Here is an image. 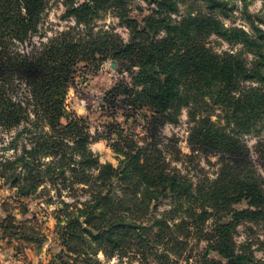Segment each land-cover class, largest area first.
I'll list each match as a JSON object with an SVG mask.
<instances>
[{"label":"trees","instance_id":"16d2710c","mask_svg":"<svg viewBox=\"0 0 264 264\" xmlns=\"http://www.w3.org/2000/svg\"><path fill=\"white\" fill-rule=\"evenodd\" d=\"M49 1L0 0V129L18 130L5 148L16 153L0 155V185L8 184L22 197H39L50 191L47 186L56 189L59 211L71 206L79 212L58 216L60 237L68 245L72 240L98 242L104 253L114 255L124 246L123 231L143 227L127 221L120 210L127 211L130 201L150 206L163 195L192 220L194 238L206 242L205 264H264L254 247L259 244L264 251V240L236 239L242 225L252 232L253 226L264 229V175L247 145L210 118L216 109L228 122H241L240 114L249 110L264 116V17H247L251 30L224 28L212 13L173 25L164 14L176 12L178 0H144L156 5L153 15L161 18L150 16L141 24L130 15L132 0H58L75 26L31 53L10 49L13 41L25 42L39 32ZM198 1L227 16L224 0ZM109 12L130 30L128 43L114 33L94 31L95 22ZM160 28L165 30L162 38L157 37ZM212 34L241 44V49L214 52L206 44ZM109 57L139 62L142 70L125 91L134 93V103L141 101L154 112L152 148L120 135L113 143L125 157L118 168L100 162L90 147L96 135L86 121L67 114L66 103L78 74L99 70ZM182 106L193 117L207 113L196 121L193 148L219 155L216 176L203 183L169 169L153 148V129L175 122ZM20 138L25 141L19 146ZM64 194L74 200L66 201ZM244 201L248 207H234ZM213 215L209 224L206 219ZM88 228L100 233L92 235ZM68 248L83 250L79 245Z\"/></svg>","mask_w":264,"mask_h":264},{"label":"rangeland","instance_id":"374dc122","mask_svg":"<svg viewBox=\"0 0 264 264\" xmlns=\"http://www.w3.org/2000/svg\"><path fill=\"white\" fill-rule=\"evenodd\" d=\"M224 1L227 3L224 10L227 16L220 11L209 10L198 0H178V10L165 13L164 17L173 25H182L191 16L212 13L224 28L236 27L245 30H251V22L247 17H264L263 0ZM129 7L130 15L141 24L149 20L147 18L150 16H153L151 20L161 18L159 15H153V9H157L156 5L148 4L144 0H132ZM64 13L65 6L61 1L50 0L39 32L25 42L13 41L10 49L31 53L41 42H47L59 32L75 26V21L65 18ZM94 31L100 34L114 33L124 43H128L131 36L130 30L120 23L113 12L98 19ZM164 35L165 30L160 28L157 37L162 38ZM206 44L218 54L241 49V44L231 45L217 34L206 37ZM112 61L116 63L115 68L111 66ZM141 70L139 62L135 59L109 57L102 62L99 70L87 74L79 73L76 84L69 88L67 114L88 123L92 133L96 135V140L90 147L101 163H110L116 168L122 166L125 157L113 146V143L120 139V135H128L136 144L152 148L150 129L153 126V109L147 104H141V101L134 103V93L130 95L125 91V87H132ZM246 85L253 84L247 82ZM191 111L190 108L182 106L175 122L157 125V129H153L157 134L156 147L153 148L169 169L198 184L216 176L219 155L193 148L196 121L206 117L207 113L197 112L193 117ZM210 113H213L210 118L216 126L225 129L247 145L253 159L257 160L259 172L264 175V116H256L249 110L240 114L241 122H228L219 109ZM17 131L6 132L0 129V155L3 158L16 153L5 148L14 140ZM24 141L25 139L20 138L16 143L20 146ZM47 187L50 191L42 193L39 197H22L8 184L0 185V264H205L203 250L206 242H199L194 238L191 233L192 220L179 211V207H176L170 198H164L162 195L150 206L130 201L127 211L120 210L127 221L146 228L136 227L121 232L125 239L124 246L110 256L100 249L98 242L83 243L72 240L68 245L62 241L58 216L61 213L66 215L67 210L72 215L79 212L71 206L67 210L59 211L62 204L56 196V189ZM67 195L64 194L66 201L74 200ZM50 197L53 201H49ZM234 207L243 209L248 205L244 201ZM65 215L60 219L65 220ZM215 219L216 216L213 215L206 221L211 224ZM253 229L252 232L246 225L240 226L237 241L249 239L257 243L258 239L264 240V229L257 226H253ZM92 231L94 234L89 232L92 235L99 232ZM77 245L83 250L75 252L68 248ZM258 245L254 246L256 253L259 257H264L262 246L258 248Z\"/></svg>","mask_w":264,"mask_h":264},{"label":"water","instance_id":"95a60500","mask_svg":"<svg viewBox=\"0 0 264 264\" xmlns=\"http://www.w3.org/2000/svg\"><path fill=\"white\" fill-rule=\"evenodd\" d=\"M111 66L113 67V68H115L116 67V63H115V61H112L111 62ZM92 234H94V232L90 229L89 230ZM100 232H98V233H96V234H99Z\"/></svg>","mask_w":264,"mask_h":264}]
</instances>
